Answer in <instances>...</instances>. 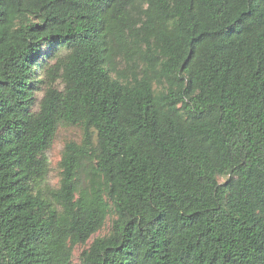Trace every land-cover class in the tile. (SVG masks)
Returning a JSON list of instances; mask_svg holds the SVG:
<instances>
[{
	"label": "trees",
	"instance_id": "obj_1",
	"mask_svg": "<svg viewBox=\"0 0 264 264\" xmlns=\"http://www.w3.org/2000/svg\"><path fill=\"white\" fill-rule=\"evenodd\" d=\"M92 238L81 264H264V0H0V264Z\"/></svg>",
	"mask_w": 264,
	"mask_h": 264
},
{
	"label": "rangeland",
	"instance_id": "obj_2",
	"mask_svg": "<svg viewBox=\"0 0 264 264\" xmlns=\"http://www.w3.org/2000/svg\"><path fill=\"white\" fill-rule=\"evenodd\" d=\"M45 49L47 53H50L52 50L51 48H48V47H46ZM61 52L65 53L66 50L63 49ZM47 60L48 59H46V61ZM42 76H43V73L41 72L39 74V77L42 78ZM35 95L37 98L36 103L38 107V104L44 95V90L43 89L38 90ZM82 136H83V129L82 127L78 125L61 124L59 126L54 142L51 148L49 149V151L47 152V156H48L49 163H50V172L48 175V180L51 185L53 186L58 185V182L60 179L59 163L61 161L62 153H63L66 142L70 140L81 141ZM227 178H228L227 176H219L218 180L219 182L222 183V182H225ZM111 225H112V218H109L105 226L103 227V229L99 231L98 233H96L93 238L98 237V236L107 235L111 229ZM93 238L88 242L87 245H77L74 248V251H73L74 264H81L80 254L85 248L89 246V244H91V242L93 241Z\"/></svg>",
	"mask_w": 264,
	"mask_h": 264
}]
</instances>
